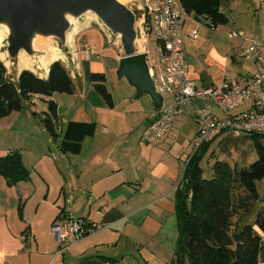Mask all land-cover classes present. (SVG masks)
<instances>
[{
  "label": "crops",
  "instance_id": "obj_1",
  "mask_svg": "<svg viewBox=\"0 0 264 264\" xmlns=\"http://www.w3.org/2000/svg\"><path fill=\"white\" fill-rule=\"evenodd\" d=\"M189 20L198 22L194 15L188 14L185 24L187 33L198 29L187 28ZM65 39L64 47L69 51L49 47L44 56L37 57L41 47L35 39L31 52L20 50L15 56L0 52V59L7 68L8 78L13 80H17L23 70L36 72L39 77L47 79L51 64L61 61L74 82L82 84L83 89L81 104L74 106L75 117L70 121L89 122L77 117L83 114L85 106L96 111V115H101L114 109L115 103L114 108H109L105 102L97 100L91 85L90 74L104 72L103 66L92 62L91 57L87 60L84 45L79 46L75 38L69 41L66 36ZM197 39L187 37L186 47L193 45ZM242 44L240 42V49ZM52 48H56L61 57L45 66L42 58H46V53ZM94 51V55L101 57ZM22 54L29 59L30 65L22 64ZM121 57L118 55V62ZM189 70L199 87L217 85L206 82L190 66ZM80 79L83 81L80 82ZM35 97L44 100L43 96ZM168 97L167 102L163 101V109L171 104L172 98ZM153 107L151 114H143L123 135L115 131L114 136H109L115 129L111 124L103 123L104 134L99 136L97 125L95 135L84 140L78 155L64 154L59 145L58 148L52 146L51 138L43 136L44 130L23 110L0 119V132H5L18 143L24 138L14 134L15 128L26 130L27 127H34L41 133L28 141L31 147L22 153L30 178L9 186L6 179L0 176V264H156L153 259L162 254L160 251L166 245L169 220L176 214L172 199L186 165L181 176V169L167 160V154L163 155L165 149H173V139L170 138L173 130L154 145L144 144L141 134L139 140L128 136L129 131L134 132L133 128L149 122L150 116L158 111L154 103ZM217 111L214 108L217 115H224ZM188 118L193 120L191 112ZM64 130L60 129L61 134ZM1 138L0 156L12 150L4 147L9 143ZM158 151L162 152L161 157H157ZM64 214L86 219L96 226V230L60 252L51 228L55 220ZM162 242L161 248H156ZM108 258L115 262L108 261ZM173 258L168 263L172 264Z\"/></svg>",
  "mask_w": 264,
  "mask_h": 264
},
{
  "label": "trees",
  "instance_id": "obj_2",
  "mask_svg": "<svg viewBox=\"0 0 264 264\" xmlns=\"http://www.w3.org/2000/svg\"><path fill=\"white\" fill-rule=\"evenodd\" d=\"M226 1L181 0V3L187 14L216 30L229 23L222 11ZM90 81L108 107L114 108L106 74L92 72ZM75 90L74 80L61 61L51 64L47 79L23 70L13 80L8 78L0 59V119L30 106L34 96H43L48 111L43 116L37 112L33 115L40 117L53 141L60 140V151L69 155L80 154L84 140L93 137L97 129L95 122L69 121L61 135L58 104L52 98L55 93L73 95ZM249 137L254 141L257 161L239 169L218 160L213 164L211 179L203 177L200 163L213 141L204 143L189 156L175 192L178 239L172 264H264V207L252 222L246 220L260 198L258 182L264 179V136ZM0 176L9 186L30 178L20 151L11 150L0 156Z\"/></svg>",
  "mask_w": 264,
  "mask_h": 264
},
{
  "label": "rangeland",
  "instance_id": "obj_3",
  "mask_svg": "<svg viewBox=\"0 0 264 264\" xmlns=\"http://www.w3.org/2000/svg\"><path fill=\"white\" fill-rule=\"evenodd\" d=\"M119 3L135 15L134 29L136 37L133 42L134 50L143 53L145 52V47H147L148 63L152 64L155 60L156 43L152 36L148 37L146 42V37L142 34L140 26L141 11L138 6L140 4L143 5L144 1L121 0ZM222 11L228 16L229 23L224 26H219L216 30H212L205 24L192 20H189L187 24V28L193 29L198 27V39L193 45L187 47L188 65L202 76L206 82H213L217 85L221 84L225 78L234 79L241 75L253 74L254 72L253 64L240 56L241 49L239 45L242 41L232 39L230 37L232 32H242L250 39H264V0H228L222 7ZM69 12L70 11H66V19L69 24L66 36L68 33L72 32L76 25L78 31L75 33L74 38L77 44L80 46L87 43L101 55L100 58L96 55H92L91 61L98 62L103 66L104 72L100 73L106 74L107 88L112 94L115 103L114 109H111L109 113L101 115H96V111H91L90 107L85 106L83 114L77 117L81 121L96 122L99 136L104 134V124H111L115 129L109 136H114L115 131L123 135L132 127L135 120L138 121L145 113L147 115L152 113L154 110L153 102L148 95L138 98L136 90L130 86L128 81L118 77L117 71L119 62L117 61V57L118 55L124 56L125 54L121 35L106 26L100 16L90 8H87L78 16H74ZM7 26L8 25L0 22V52L6 55L9 54V38L11 36V29ZM34 36L36 37V43L41 47L37 57L44 56L46 49L49 47H56L62 49V51H69L67 47H64L66 39L62 41L54 34H45L41 32H36ZM43 47H45V50H42ZM22 50L25 51L24 49ZM24 53L26 54V52ZM12 61L14 62L16 60L12 59ZM91 66L93 67V65ZM83 79H85V77ZM79 81L82 82L83 80L80 79ZM74 84L76 87L75 95L55 93L52 98L59 105L58 114L59 116L61 115L59 130L61 129L62 131L65 129L67 122L75 117L74 112L76 107L74 106H79L82 101L80 98V94L83 91L81 87L82 84L80 85L77 81L76 83L74 82ZM92 88L94 90L93 86ZM96 95L98 97L97 100L105 102L97 92ZM164 99L165 102H167L169 97L165 96ZM31 102L32 104L30 106L26 105L22 112L38 123L45 132L42 133L43 136H49L41 123L40 117L33 115V112H37L39 116H43V112L48 111L47 103H45L43 99L35 96L32 98ZM86 111L88 112L85 114ZM190 112L191 108L187 106L184 114L175 121V127L170 135L171 140L173 139V141H171L173 149H165V151H163V155L167 154V160L172 162L175 168L179 167L181 169V176L186 165L185 160L187 155H192L195 150L193 146V137L198 129L195 121L188 118ZM217 112L224 114L221 111ZM33 125H35V123H33ZM144 125L139 128H133L134 132L129 131L128 136L139 140ZM31 128L32 127H27L26 130L15 128L13 130L15 135H20L24 138L23 140L20 139L21 141L19 143L15 141L14 138L5 134V132H0V136L2 137L1 140L3 139L5 143H9L4 147H10L12 151L18 150L21 154L26 153L31 147L28 141L41 134L38 133L34 127L32 130ZM51 141L52 146L58 148L60 140L53 141L51 139ZM156 155L157 157H161L162 152L158 151ZM257 159L258 154L254 146V141L249 136H220L213 140L200 165L203 169V177L211 179L214 174L213 164L218 160L226 161L231 166H236L241 169L248 167L251 163L257 161ZM258 191L260 198L255 203L250 217L246 219L251 222L255 219L257 212L264 204V179L258 182ZM172 200L175 209V195ZM175 215L176 214L172 215L169 220V230L166 233V245L163 250L160 251L162 254L153 259V262L156 264H170L168 262L175 254L178 239ZM163 243L164 242L156 245V248H161L160 244Z\"/></svg>",
  "mask_w": 264,
  "mask_h": 264
},
{
  "label": "built area",
  "instance_id": "obj_4",
  "mask_svg": "<svg viewBox=\"0 0 264 264\" xmlns=\"http://www.w3.org/2000/svg\"><path fill=\"white\" fill-rule=\"evenodd\" d=\"M143 1L144 4L138 6L141 32L146 42L152 36L156 43L155 60L148 63L150 73L163 101L165 96H170L172 101L150 116L142 130L141 141L147 145L161 141L173 130L175 121L187 106L198 126L193 140L195 149L221 135L264 136V39H250L242 32H232V39L242 41L240 56L253 64V74L199 87L190 75L186 47V38H197L198 30L185 31L188 14L181 0ZM84 53L87 60L96 54L87 43ZM145 53L148 60L147 47ZM214 108L224 115H217ZM51 229L59 251L63 252L94 232L96 226L86 219L64 214L55 220Z\"/></svg>",
  "mask_w": 264,
  "mask_h": 264
},
{
  "label": "water",
  "instance_id": "obj_5",
  "mask_svg": "<svg viewBox=\"0 0 264 264\" xmlns=\"http://www.w3.org/2000/svg\"><path fill=\"white\" fill-rule=\"evenodd\" d=\"M87 8L122 37L125 54L119 60L118 77L128 81L138 98L148 95L156 109H161L163 98L151 76L147 53L136 52L133 47L135 15L117 0H0V22L8 20L11 24L9 53L15 56L22 49L31 52L36 32L51 33L64 41L69 28L66 11L78 16Z\"/></svg>",
  "mask_w": 264,
  "mask_h": 264
},
{
  "label": "bare ground",
  "instance_id": "obj_6",
  "mask_svg": "<svg viewBox=\"0 0 264 264\" xmlns=\"http://www.w3.org/2000/svg\"><path fill=\"white\" fill-rule=\"evenodd\" d=\"M118 2L120 1L121 2V0H117ZM2 23H4V24H6V25H8L7 27H9L10 29H11V27H10V22L8 21V20H4ZM78 31V27L75 25L74 26V28H73V30H72V32H70V33H68L67 34V38H68V40L69 41H71V40H73V38H74V35H75V33ZM35 39H36V37L34 36V38H33V40H32V45H33V43H34V41H35ZM3 54V53H2ZM1 54V56H3ZM47 55H46V58H42V64L43 65H48V63H50V62H52V61H55V60H57V59H59L60 57H61V54H60V52L56 49V48H52V49H50V50H48V52L46 53ZM25 55L24 54H22L21 55V60H22V64L23 65H27V64H29V59L28 58H26V57H24ZM30 65V64H29ZM42 65V66H43ZM50 65V64H49ZM23 67V66H22ZM24 68V67H23ZM27 68V67H26ZM44 68V67H43ZM23 70V69H22ZM32 70V69H31ZM36 73V72H35ZM39 76V75H38Z\"/></svg>",
  "mask_w": 264,
  "mask_h": 264
}]
</instances>
